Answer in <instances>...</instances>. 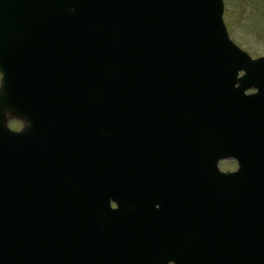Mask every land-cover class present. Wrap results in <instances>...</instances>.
Returning <instances> with one entry per match:
<instances>
[{
	"label": "water",
	"instance_id": "obj_1",
	"mask_svg": "<svg viewBox=\"0 0 264 264\" xmlns=\"http://www.w3.org/2000/svg\"><path fill=\"white\" fill-rule=\"evenodd\" d=\"M2 4L0 33L9 42L16 33H64L74 39V46L68 47V58L74 59L71 65L91 71L93 58L96 61L102 181L113 171L124 177L118 167L141 157V116L203 112L201 101L196 103L199 86L186 71H216L238 64L264 66V60L248 61L228 40L221 0H0ZM7 18L13 19L14 27L9 28ZM182 104L186 111L177 113ZM219 147L214 143L211 149ZM243 183L238 231L226 232L213 221L215 205L208 196L195 202L194 226L182 234L187 246L166 251L148 248L131 254L128 261L264 264V189L260 186L258 190V181L246 177ZM34 190L45 200L28 199L27 188L18 187L15 169L3 156L0 264H78L76 224L65 225L80 211L64 210L59 199L48 200L44 185ZM106 203L102 196L96 200L94 221L99 225L108 215ZM85 239L92 242L86 230ZM232 241L236 244L231 245Z\"/></svg>",
	"mask_w": 264,
	"mask_h": 264
},
{
	"label": "rangeland",
	"instance_id": "obj_2",
	"mask_svg": "<svg viewBox=\"0 0 264 264\" xmlns=\"http://www.w3.org/2000/svg\"><path fill=\"white\" fill-rule=\"evenodd\" d=\"M233 38L253 55L264 53V0H225Z\"/></svg>",
	"mask_w": 264,
	"mask_h": 264
},
{
	"label": "flooded vegetation",
	"instance_id": "obj_3",
	"mask_svg": "<svg viewBox=\"0 0 264 264\" xmlns=\"http://www.w3.org/2000/svg\"><path fill=\"white\" fill-rule=\"evenodd\" d=\"M252 92H253V93L257 92V89L253 90ZM233 167H234V166H232V168H233Z\"/></svg>",
	"mask_w": 264,
	"mask_h": 264
}]
</instances>
